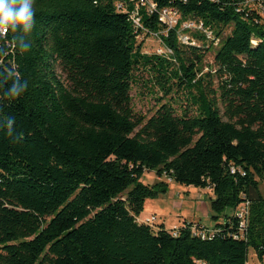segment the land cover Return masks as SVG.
Segmentation results:
<instances>
[{
	"label": "trees",
	"instance_id": "1",
	"mask_svg": "<svg viewBox=\"0 0 264 264\" xmlns=\"http://www.w3.org/2000/svg\"><path fill=\"white\" fill-rule=\"evenodd\" d=\"M32 7L0 24V264L264 263V17L246 0ZM150 36L162 52H143ZM138 73L161 94L150 116L131 105ZM166 180L232 216L205 237L139 222Z\"/></svg>",
	"mask_w": 264,
	"mask_h": 264
},
{
	"label": "rangeland",
	"instance_id": "2",
	"mask_svg": "<svg viewBox=\"0 0 264 264\" xmlns=\"http://www.w3.org/2000/svg\"><path fill=\"white\" fill-rule=\"evenodd\" d=\"M159 49H163V46L160 44L158 38L154 36L144 38L143 52L154 53ZM211 61L212 55H208L205 59V63L210 64ZM147 79L148 77L146 74L138 73L135 76V81L137 83L132 85L130 95L132 98L131 105L133 111L135 113L150 116L157 106L155 97H161V94L151 88ZM170 97L176 98L177 95H171ZM181 102L182 101H179V103ZM156 181H158V178H156L153 173H144L142 178L144 184L150 185ZM166 182L169 184L166 193L157 198L147 199L144 203V211L139 216L140 219L155 216L157 222L163 224L166 230H171L173 227L180 226L184 220L194 224L200 223L202 226L210 228L217 222H221L224 215L232 216L233 214L232 209H226L218 216L217 221H214L211 218L212 213L209 209L212 195L207 189H196L191 186L185 187L171 183L168 180H166ZM260 189L264 192V183L260 184ZM247 264L264 263H259L252 250H249Z\"/></svg>",
	"mask_w": 264,
	"mask_h": 264
},
{
	"label": "built area",
	"instance_id": "3",
	"mask_svg": "<svg viewBox=\"0 0 264 264\" xmlns=\"http://www.w3.org/2000/svg\"><path fill=\"white\" fill-rule=\"evenodd\" d=\"M140 3H144V0H139ZM246 3L249 4V7H251V9H254V10H257L259 14H261L263 17H264V2L263 0H246ZM148 9L152 10L154 9V6L153 5H149L148 6ZM160 20L168 25V27H173L176 22H177V18H176V15L175 13L169 11V10H162L160 12ZM133 23L135 25L138 24V19L135 18L134 16L131 17ZM182 29H190L191 31H193L194 29H197L199 30V27H193L192 24H183L182 25ZM4 31H5V28L4 27H0V34L3 35L4 34ZM207 37H210L209 34H207ZM180 40L183 42V43H186L188 41V38L186 36H181L180 37ZM163 49H159L157 50L158 53L162 52ZM247 211H248V202H245L241 207H239L235 213L236 217L239 218L241 220V226L244 225V217L245 215L247 214ZM137 220L139 222H142L150 227H153L155 226V224L157 223V219L155 216H151L149 218H146V219H140L139 217L137 218ZM182 225H190V230L192 231V233L194 234H197L201 237H205L207 235H212V230L207 228V227H204V226H201V227H196V223H192V222H186V223H182ZM171 230H174L173 234H175V231L177 230V227H173V229Z\"/></svg>",
	"mask_w": 264,
	"mask_h": 264
},
{
	"label": "clouds",
	"instance_id": "4",
	"mask_svg": "<svg viewBox=\"0 0 264 264\" xmlns=\"http://www.w3.org/2000/svg\"><path fill=\"white\" fill-rule=\"evenodd\" d=\"M33 2L34 0H0V24L9 21L19 24L30 22L34 15Z\"/></svg>",
	"mask_w": 264,
	"mask_h": 264
},
{
	"label": "crops",
	"instance_id": "5",
	"mask_svg": "<svg viewBox=\"0 0 264 264\" xmlns=\"http://www.w3.org/2000/svg\"><path fill=\"white\" fill-rule=\"evenodd\" d=\"M211 218H212V216H211ZM184 221H186V220H184ZM182 223H183V222H182ZM182 223H181V224H182Z\"/></svg>",
	"mask_w": 264,
	"mask_h": 264
}]
</instances>
